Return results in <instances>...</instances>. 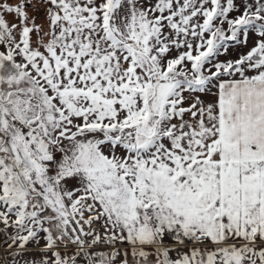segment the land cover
<instances>
[{"label": "snow or ice", "instance_id": "snow-or-ice-1", "mask_svg": "<svg viewBox=\"0 0 264 264\" xmlns=\"http://www.w3.org/2000/svg\"><path fill=\"white\" fill-rule=\"evenodd\" d=\"M0 264H264V0H0Z\"/></svg>", "mask_w": 264, "mask_h": 264}]
</instances>
